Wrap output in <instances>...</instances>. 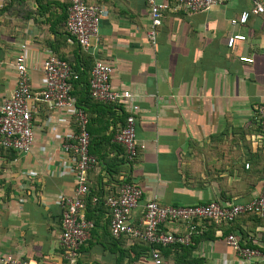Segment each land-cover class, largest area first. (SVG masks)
Instances as JSON below:
<instances>
[{
  "label": "crops",
  "instance_id": "crops-1",
  "mask_svg": "<svg viewBox=\"0 0 264 264\" xmlns=\"http://www.w3.org/2000/svg\"><path fill=\"white\" fill-rule=\"evenodd\" d=\"M156 1L169 7L153 43L147 36V0H86L105 12L85 50L66 30L70 0H0V103L15 87L13 61L20 49L33 91L42 87L48 53L76 66L73 96L87 116L89 151L97 160L86 174L89 190L102 198L115 195L124 182L138 186L136 224L142 205L153 197L172 205L247 201L258 193L264 170V139L255 120L264 96V15L251 12L258 0H228L195 12L177 0ZM244 10L249 15L240 23ZM235 33L244 38L229 47ZM98 59L112 67L111 86L129 91L126 101L85 98V81ZM35 105L31 150L18 153L0 145V253L31 264H64L57 198L73 194L77 182L72 173L61 172L67 164L61 142L77 122L71 110ZM132 105L143 148L127 166L115 135ZM85 214L93 227L73 264H151L149 245L110 235L106 206L87 204ZM163 229L191 239L187 246H159L165 260L264 264V256L244 259L226 241L232 233L264 251V217L203 220L192 233L180 222Z\"/></svg>",
  "mask_w": 264,
  "mask_h": 264
},
{
  "label": "built area",
  "instance_id": "built-area-1",
  "mask_svg": "<svg viewBox=\"0 0 264 264\" xmlns=\"http://www.w3.org/2000/svg\"><path fill=\"white\" fill-rule=\"evenodd\" d=\"M150 11V21L147 30L148 38L155 43L157 27L161 23L163 12L168 9L167 1L147 0ZM187 12H195L222 5L228 0H177ZM104 9L89 4L86 0H70L66 19V30L71 41L82 49L90 47V38L95 36ZM252 13L264 15V5L254 1ZM248 10L240 13L238 21L243 23L248 18ZM232 22H235L233 20ZM244 36L235 33L228 38L230 47L234 40ZM22 48L24 45L21 46ZM240 60L251 62L252 58L240 57ZM13 66L16 84L11 95L0 103V145L18 153H27L34 142V113L36 102H44L51 110L68 109L75 115L77 129L66 133L61 142V148L67 155V164L63 165L62 173H72L76 178V187L71 195H59L57 203L61 208L60 246L63 256L71 262L78 256L79 249L89 237L93 227L86 214L89 202L95 206L102 203L108 209L109 231L113 237L126 235L149 245L151 264H179L165 260L159 246L190 245L188 235L166 232L163 226L167 222H180L192 233L199 221L210 220L215 223H229L236 217L253 213L264 217V173L258 193L243 202H220L211 200L206 203L191 205H172L160 203L155 197L146 200L142 205L141 217L134 223L133 210L138 206L142 190L129 182H124L115 195L100 198L89 190L87 171L97 162L89 151V137L86 130L87 116L77 106L73 96V81L79 78V73L67 60L54 53H48L42 62V87L32 90L30 76L25 64L22 49L15 55ZM112 67L101 59L94 62L88 81V92L95 101L113 103L126 101L130 97L128 90L119 91L111 86ZM135 106L125 116L124 124L115 135V141L123 148L127 161H133L143 148L136 139ZM255 120L264 139V96L256 108ZM248 167V164H245ZM226 241L236 253L244 259L264 256V251L257 247L241 243L235 234H228ZM0 264H31L28 261L0 253Z\"/></svg>",
  "mask_w": 264,
  "mask_h": 264
},
{
  "label": "trees",
  "instance_id": "trees-1",
  "mask_svg": "<svg viewBox=\"0 0 264 264\" xmlns=\"http://www.w3.org/2000/svg\"><path fill=\"white\" fill-rule=\"evenodd\" d=\"M11 1V0H10ZM258 1H260L263 5H264V2H262V0H258ZM11 2H9V4H10ZM71 64V63H70ZM74 69H78L76 66H74ZM77 80H74L73 81V83L74 82H76ZM86 82V85H85V88H86V90H85V92H86V96H85V98H87L89 101H91L92 100V98L90 97V95H89V92H88V79H87V81H85ZM123 157H124V155H123ZM124 162H125V164L128 166L129 165V163H130V161H127L126 159H125V157H124V160H123ZM263 173H264V170H263ZM263 173H262V175H263ZM261 178H262V176H261ZM221 202H225V201H221ZM87 204H90L89 202L87 203ZM91 205V204H90ZM101 205H103L102 203H98L97 205H95V206H101ZM92 207H93V205H92ZM242 215H253V213H246V214H242ZM109 233H110V231H109ZM111 235V234H110ZM112 236V235H111ZM122 236H126V235H122ZM237 236V235H236ZM113 237V236H112ZM128 237V236H127ZM238 237V236H237ZM116 238V237H115ZM239 238V240H242L243 241V239L239 236L238 237ZM247 239V238H246ZM241 243H244V242H241ZM244 244H246V245H250V243L248 242V241H246ZM63 259H64V264H73L70 260H68V259H66L65 257H63Z\"/></svg>",
  "mask_w": 264,
  "mask_h": 264
}]
</instances>
